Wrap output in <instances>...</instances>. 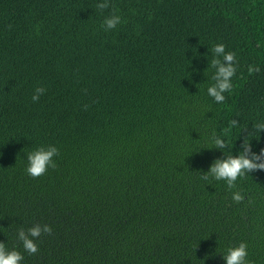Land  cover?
<instances>
[{
	"label": "trees",
	"instance_id": "1",
	"mask_svg": "<svg viewBox=\"0 0 264 264\" xmlns=\"http://www.w3.org/2000/svg\"><path fill=\"white\" fill-rule=\"evenodd\" d=\"M99 2L0 0V242L20 264H224L240 242L264 264V169L203 178L244 139L264 151V0ZM215 43L237 69L219 104ZM47 145L55 166L28 175ZM36 225L30 253L17 233Z\"/></svg>",
	"mask_w": 264,
	"mask_h": 264
},
{
	"label": "clouds",
	"instance_id": "2",
	"mask_svg": "<svg viewBox=\"0 0 264 264\" xmlns=\"http://www.w3.org/2000/svg\"><path fill=\"white\" fill-rule=\"evenodd\" d=\"M97 7L99 9L108 7V0H100ZM119 23H121V17L115 14L106 16L103 20L105 30L114 29ZM212 52L214 56L209 64L215 69L212 75L214 82L207 86L206 93L219 104L225 100L224 94L233 88L232 78L237 70L236 56L235 53L225 50L224 43L213 44ZM248 71L249 73L258 72L259 67L250 65ZM44 91L43 87H37L31 97L32 101H37ZM237 124V120L231 121L233 127ZM262 129H264V123H258L255 126V130L260 131ZM210 141L215 148L224 149L226 147L225 140L219 135L213 134ZM57 155L58 149L55 145L36 147L26 156V173L33 177L44 174L48 168L55 166L53 158ZM255 169H264V151L261 150L259 154L252 152L249 141L244 139L242 147L237 153L225 154L223 158L213 160L203 178L205 180L211 178L216 181H224L229 188H232L239 177ZM231 196L234 201H240L243 198L239 191L232 192ZM50 230L48 225H36L28 229V234H25L23 230L19 231L17 238L26 251L35 253L37 246L32 238L39 236L41 231L49 232ZM222 253L224 264H250V261L247 260V244L244 242H240L236 246H228ZM22 259L19 251L6 249L4 244L0 242V264H20Z\"/></svg>",
	"mask_w": 264,
	"mask_h": 264
}]
</instances>
